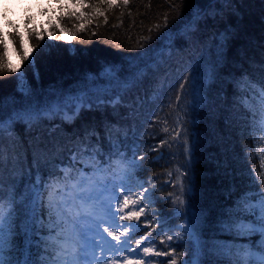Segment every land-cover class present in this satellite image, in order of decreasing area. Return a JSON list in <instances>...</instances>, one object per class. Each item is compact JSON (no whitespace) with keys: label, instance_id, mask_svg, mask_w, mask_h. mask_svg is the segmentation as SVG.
Wrapping results in <instances>:
<instances>
[{"label":"trees","instance_id":"1","mask_svg":"<svg viewBox=\"0 0 264 264\" xmlns=\"http://www.w3.org/2000/svg\"><path fill=\"white\" fill-rule=\"evenodd\" d=\"M84 3L95 5L99 0H84ZM116 3L120 4L122 0H116ZM101 8L108 17L107 24L104 23V16L90 18L93 9L81 6L77 0H51L46 6L28 7L16 18L10 17L8 11L0 16V35L3 36L0 57H3L6 65L0 69V98L4 100L6 110L10 111L13 103L17 106L27 103L28 98L18 89L17 77L21 73L34 93V102L41 104L54 91L63 92L67 96L87 86L93 91L108 89L109 97L113 96L114 91H118L106 78L97 74L111 64L127 67L126 58L137 54L130 50L135 46L137 37L147 35L146 29L156 22L157 16L169 9L165 0H129L127 8L108 9L104 5ZM197 9L205 10L209 15L200 18V31L193 46L184 32L181 20L188 18ZM129 12L131 16L128 15ZM72 13L76 15L73 16ZM81 13L84 15L78 19ZM172 16L175 17V13ZM133 20L135 25L132 24ZM80 25H83V30H79ZM60 27L66 29L64 35L69 39L51 38L49 34H59ZM169 27L173 29L170 38L159 40L155 31L152 33L153 41L149 46L155 48L152 53L155 60L151 64L153 70L146 71L140 82L135 86L129 85V91L121 93L123 99L115 109L107 106L83 110L72 121H65L62 114L52 115L44 118L39 130L33 131L18 123L15 125V134L23 148L17 145L15 150L22 156L27 152L28 158L22 163L28 168L31 163L29 145L35 137L40 136L43 142L52 140L58 143L60 147L52 157L53 162L44 170L46 178L48 170L53 169L54 165H68L69 149L76 140L84 136L86 130L89 133L95 130L99 136V147L105 155L109 151L108 130L111 131L113 143L117 139L124 141L122 151H126V146L134 142L142 145L141 154L148 153L150 145L158 144L169 135L163 131L161 122V112L171 108L170 98L175 95V90L170 89L169 85L175 84L186 70H211L218 52L222 51L223 56L219 57L215 69L216 76L205 84L202 93L204 101L194 111L188 108V139L191 141L195 136L199 143L191 165L185 164L180 148L174 145L169 150L165 146L160 150L165 158L154 160L153 157L159 154L148 153L143 162V170H136L130 181L134 186L142 181H150V185L155 186L156 203L145 209L149 215L157 213L151 216V228L156 231L149 238L156 241L154 247L157 251H172L174 248L177 264H182L192 254L191 244L185 240L170 242L166 235L161 244L162 237L157 235L160 232L157 223L159 214H163L166 227L176 226L185 219L176 214L178 202L173 203L178 196L188 199L187 195L181 196L180 193L179 173L176 171L178 168L180 172L188 174L183 177L185 185H188L189 179L194 185L192 203L195 205L194 210L201 216L202 238L209 243L246 242L234 241L233 237L221 232L220 222L233 209L239 194L250 187V164L259 167L260 163L259 158H252L256 156L257 146L260 144L258 138L262 133L253 124L252 117L246 114L245 101H250L251 97L244 89L242 78L244 74H248L253 79H258L259 65L264 63V0H231L228 4L221 0L211 5L208 0H185L180 19H175ZM69 29L77 33L74 38L67 31ZM34 33L42 34L43 40L38 41ZM220 33L227 35L223 49L216 47ZM128 37H131V41ZM45 44L50 47L44 49L43 55H38ZM25 49L29 54L28 60L21 58ZM34 56L37 57L38 80L29 67V60ZM190 100V96L184 98L185 103ZM173 106L176 116L177 109ZM154 113L159 116V123ZM91 143L97 144L96 135L91 136ZM4 144L8 149L7 135ZM128 154L130 156V152ZM115 158L117 157L113 156L112 164ZM261 158H264L263 153ZM169 172L173 173L171 178L168 176ZM57 175L62 173L57 172ZM4 176L7 181L9 173L6 171ZM148 218L142 215L139 223L143 226ZM144 235L145 231L138 232L132 244L135 246V239ZM18 242L22 243V240ZM33 252H36L35 246ZM170 258L172 259L171 256H153L152 260L154 264H161Z\"/></svg>","mask_w":264,"mask_h":264},{"label":"snow or ice","instance_id":"2","mask_svg":"<svg viewBox=\"0 0 264 264\" xmlns=\"http://www.w3.org/2000/svg\"><path fill=\"white\" fill-rule=\"evenodd\" d=\"M184 2L185 0L178 2L165 0L169 11L157 16L156 22L146 29L147 35L137 37L135 46L130 49L137 54L126 58L127 67L111 64L97 74L118 89L113 92V96H108V89L93 91L86 86L67 96L63 92L54 91L49 99L41 104L34 102V93L27 86L24 74L21 73L17 77L18 89L28 98L27 103L20 106L13 103L8 111L4 100L0 98V264H144L148 256H172L171 260L162 261L161 264H177L174 248L172 251H157L154 247L156 241L148 240L156 231L155 228H151L153 222L151 216L157 213L149 215L145 209L156 203L155 186L150 185V181L137 182V186H134L130 181L136 170H143V162L148 153L159 154L153 157L154 160L164 159V154L160 150L165 146L169 150L174 145L180 148L185 157V164L191 165L199 143L195 136L191 141L188 139L186 119L189 115L188 108L194 111L195 107L204 101L202 93L205 84L216 76L215 69L219 57L223 56L222 51L218 52V58L211 70L204 72L199 69L186 70L175 84L169 85L170 89L175 90L174 97L170 98L171 105H175L177 109L175 120L171 128L167 126V119L164 121L163 131L169 135L162 138L158 144L150 145L148 153L141 154L142 145L134 142L126 146V151H122L124 141L117 139L113 143L111 131L108 130L109 151L105 155L99 147V136L95 130L91 133L86 130L84 136L76 140L69 149L68 165L63 168L54 165L53 169L48 170L46 178L44 170L53 162L52 157L60 145L52 140L43 142L40 136L35 137L29 145L31 163L25 168L22 161L27 160L28 154L24 152L22 156L15 150L17 145L23 148L15 134V125L21 123L29 131H33L39 130L44 118L52 115L62 114L65 121H72L83 110L107 106L115 109L123 99L121 93L129 91V85L135 86L140 82L146 71L153 70L151 64L155 63L152 56L155 48L149 46L153 41L152 33L155 31L159 40L170 38L173 29L169 25L175 19H180ZM208 2L211 5L221 0ZM222 2L228 4L231 0ZM77 3L93 9L90 18L104 16V23L107 24L108 17L101 5L108 9L127 8L129 0H122L120 4H117L116 0H99L95 5L85 4L84 0H77ZM172 13H175V17ZM72 15L75 16L76 13ZM83 15L81 13L77 18L80 19ZM128 15L131 16V12ZM207 15H209L207 11L197 9L188 18L181 20L184 32L193 46L200 31V18ZM132 24L135 25V20ZM165 29L167 31H164ZM79 30H83V25L79 26ZM67 31L71 32L70 29ZM65 32L66 29L60 27L59 34L49 35L54 40H67L69 37L64 35ZM34 35L38 41L43 40L42 34ZM71 35L74 38L77 33L71 32ZM128 39L131 41V37ZM226 42L227 35L218 34L217 49H223ZM2 43L3 36L0 35V44ZM22 43L21 41V45ZM49 47L48 44L43 45L38 55H43L44 49ZM21 58L29 59L26 49L23 50ZM36 58L34 56L29 60V67L33 69V74L38 80ZM5 66L3 57H0V69ZM258 72V79L244 74L242 83L251 97L250 101H245L246 114L252 117L253 124L262 133L258 138L260 144L257 146L256 156L252 158L260 159L259 167L250 164V187L239 194L233 209L220 222L221 232L233 237L234 241L246 242L209 243L202 238L201 216L194 210L195 205L192 203L194 185L191 179L188 185H185L183 177L188 174L180 172L178 168L176 171L179 173L180 193L181 196L187 195L188 199L178 196L173 203L178 202L176 214L183 216L185 223L178 234L167 235L166 221L163 214H159L157 223L160 232L157 235L162 237L161 244L164 243L165 235L168 241H172L175 236V239L185 240L191 244L192 254L189 259L183 261V264H264V158H261V153H264V63L259 65ZM186 96L191 97L187 103L184 102ZM153 115L157 116L159 123V116L155 113ZM6 135L9 140L8 149L4 144ZM92 135L97 136L96 145L91 143ZM170 154L175 155L171 152ZM85 155L91 161V165L83 164ZM113 156L118 158L115 169L112 164ZM98 157L100 159H97ZM78 163L83 164L84 168L91 167L93 174L77 169ZM6 171L9 173L7 181L4 176ZM57 172L62 175H57ZM172 175V172L168 173L170 178ZM169 195L171 196V193ZM142 215L149 217L143 226L139 223ZM133 220L137 223H130ZM140 231H145V235L135 239L133 247L132 240ZM253 237L256 239L253 240ZM21 240L22 243H19ZM33 246L36 249L35 253Z\"/></svg>","mask_w":264,"mask_h":264},{"label":"rangeland","instance_id":"3","mask_svg":"<svg viewBox=\"0 0 264 264\" xmlns=\"http://www.w3.org/2000/svg\"><path fill=\"white\" fill-rule=\"evenodd\" d=\"M50 1L51 0H0V16L3 13H5V11H8V14L10 15V17L16 18L20 14L24 13V11H26L28 7H30V6L39 7V6H42V5L46 6V4L49 3ZM173 110H174V106L171 105V108L170 109L168 108L167 111L161 112L162 113L161 122H162V125L164 127H165L164 121L166 119H167V126L169 128L172 127V125L174 123V118H175V113L173 112ZM170 113H171V115H169ZM114 160L115 161H114V164H113V168L115 169V166H116V164L118 162V158H115ZM83 164L91 165V161L88 159L87 155H85V157L83 158ZM83 164L78 163L76 165V168L77 169H83V171L85 173H88V174L92 175L93 172H92L91 167L84 168L83 167ZM65 166H67V165L61 166V168L65 167ZM109 178H110V174H109ZM184 223H185V219H184V221L180 222L176 226H173V227L172 226H167V229H168L167 235L178 234L180 232V229H181V227H182V225ZM148 240H151V238L148 237ZM173 240H177V239H175V236H174V239ZM178 241H183V240H178ZM145 243H147V241ZM133 247H135V246L133 245ZM120 255H123V254H120ZM152 257L153 256H148L145 259L144 264H154V262L152 260ZM130 258H132V259H138L139 257H130ZM168 260H171V258L168 259Z\"/></svg>","mask_w":264,"mask_h":264}]
</instances>
